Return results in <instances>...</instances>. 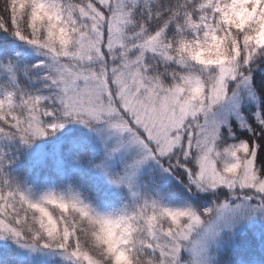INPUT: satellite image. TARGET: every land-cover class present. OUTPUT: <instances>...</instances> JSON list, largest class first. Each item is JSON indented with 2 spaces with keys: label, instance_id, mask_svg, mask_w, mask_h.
<instances>
[{
  "label": "snow or ice",
  "instance_id": "1",
  "mask_svg": "<svg viewBox=\"0 0 264 264\" xmlns=\"http://www.w3.org/2000/svg\"><path fill=\"white\" fill-rule=\"evenodd\" d=\"M0 264H264V0H0Z\"/></svg>",
  "mask_w": 264,
  "mask_h": 264
}]
</instances>
